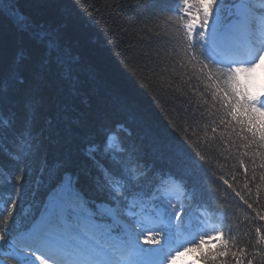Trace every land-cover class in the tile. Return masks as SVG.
<instances>
[{"label": "snow or ice", "instance_id": "1", "mask_svg": "<svg viewBox=\"0 0 264 264\" xmlns=\"http://www.w3.org/2000/svg\"><path fill=\"white\" fill-rule=\"evenodd\" d=\"M228 3L227 15L221 0H172L171 8L160 11L174 13L181 22L177 41L212 85L219 122L245 146L264 148V87L253 88L255 73L264 65V11L253 13L246 0ZM0 16L26 26L16 0H0ZM33 35L46 51L31 82L14 71L0 77V139L18 145V152L10 154L18 168L17 184L37 161L38 188L45 171L50 179L57 178L31 227L16 236L11 229L0 231V245L11 250L18 264H34L32 256L39 264H176L190 254L198 255L184 264H229L230 257L243 264L244 250L234 251L229 243L231 228L225 239L224 221L217 226L192 211L195 187L189 191L182 177L149 166L140 149L125 145L113 130L103 131L101 139H88L83 149L96 174L62 171L64 161L49 168L46 142L59 145L82 124L74 102L79 81L74 58L61 51L59 39L47 30ZM53 65L60 70L58 84ZM176 151L197 163L182 143ZM174 196H180L179 206ZM10 203L15 207L17 202ZM141 243L152 247L142 248ZM260 258L264 264V256Z\"/></svg>", "mask_w": 264, "mask_h": 264}, {"label": "trees", "instance_id": "2", "mask_svg": "<svg viewBox=\"0 0 264 264\" xmlns=\"http://www.w3.org/2000/svg\"><path fill=\"white\" fill-rule=\"evenodd\" d=\"M221 3L226 15L228 0ZM16 5L26 26L0 16V77L14 71L31 82L46 51L33 32L47 30L59 39L61 51L74 58L79 81L74 102L82 124L59 145L46 142L49 168L64 161L62 171L96 174L83 149L88 139L113 130L125 145L137 146L149 166L182 177L189 191L194 186L197 206L223 213L225 239L231 228L229 243L234 251L244 250L243 264H262L264 148L245 146L219 122L212 85L177 41L181 22L174 13L160 11L171 8L172 0H16ZM255 5L264 11V0ZM53 68L58 84L60 70ZM7 112L5 107V117ZM180 143L196 164L176 151ZM18 150L10 139H0V231L11 229L12 236L33 222L57 178L45 171L38 188L37 161L17 184L18 168L10 154Z\"/></svg>", "mask_w": 264, "mask_h": 264}, {"label": "rangeland", "instance_id": "3", "mask_svg": "<svg viewBox=\"0 0 264 264\" xmlns=\"http://www.w3.org/2000/svg\"><path fill=\"white\" fill-rule=\"evenodd\" d=\"M250 8V6H249ZM262 71H264V65H261V68L260 69H257L256 73H255V79L253 81V88L254 90L256 88H258V90H260L262 87H264V74L262 73ZM174 199L176 200L177 202V205L179 206L180 203H179V200H180V197L179 196H176L174 197ZM194 213H197V214H200L202 212H194ZM204 216L208 217L209 218V215L208 214H204L202 213ZM218 226V225H217ZM180 260V259H179ZM182 262H185V261H190V258L188 256H185L182 260ZM176 264H179L176 262Z\"/></svg>", "mask_w": 264, "mask_h": 264}]
</instances>
